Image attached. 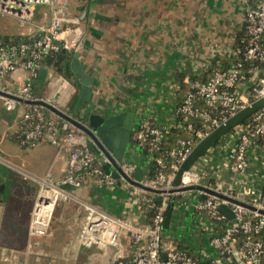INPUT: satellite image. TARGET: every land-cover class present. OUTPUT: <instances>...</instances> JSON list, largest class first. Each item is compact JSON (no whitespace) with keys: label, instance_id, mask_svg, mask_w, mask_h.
Returning a JSON list of instances; mask_svg holds the SVG:
<instances>
[{"label":"built area","instance_id":"1","mask_svg":"<svg viewBox=\"0 0 264 264\" xmlns=\"http://www.w3.org/2000/svg\"><path fill=\"white\" fill-rule=\"evenodd\" d=\"M39 4L50 6L49 22L37 24L36 31L23 38H7L0 34V90L22 100L5 94H0V98L4 109H20L14 131L17 140L24 146L38 141L56 145L67 154V170L60 178L50 173L42 178L29 175L38 182L39 189L28 243L23 251L13 250L2 259L7 264H38L43 253L36 250L35 241L52 231L59 199L75 196L65 185L79 187L95 176L96 183L108 190L130 187L133 202H142L153 209L151 221L137 224L129 216H119L94 203L84 202L88 212L78 235L79 244L113 249V264H264V214L259 211L264 209V179H202L203 168L200 171L191 168L185 173L190 179H185L184 175L180 184H173L176 170L197 143V138L200 140L238 110L264 97V0L248 2L240 42L228 60L230 65L217 69L208 80L187 78L188 88L174 108L171 122L163 124L151 114L139 118L136 147L155 164V171L138 183L125 177L133 178L137 168L134 160L119 161L121 176H113L98 162L84 132L72 130L60 116L36 102L46 100L72 114L68 111V83L60 73L53 70L51 80L52 88L61 91L57 97L38 92L32 81L39 76L41 67H52L50 58L56 53L63 49L71 55L79 52L85 36L82 21L72 24L56 7L55 0H0V15L14 17L21 25H26L32 23ZM20 68L25 70V81L13 90L8 79ZM82 116L77 117L81 119ZM193 117L202 120L201 126L194 127ZM176 126L187 127L189 134L178 138L177 146L167 153L155 155L162 149L165 132ZM233 129L235 131L227 133L232 141L228 139L229 157L225 164L233 173L246 174L255 160H264V152L255 150L257 144L264 147V105ZM167 158H172L173 162ZM168 167L173 171L167 173ZM193 184L245 201L256 209L207 190L179 189ZM156 196L162 199L157 200ZM222 203L232 209L236 221L222 213ZM170 207L172 211L181 207L204 214L200 220L202 227L199 226L214 251L212 254L195 253L187 244L179 243L175 236H165L163 224ZM124 233L129 239V249L124 243ZM235 251L244 263L238 261ZM30 255L33 263L29 262ZM47 263L51 264L52 260L48 259Z\"/></svg>","mask_w":264,"mask_h":264},{"label":"crops","instance_id":"2","mask_svg":"<svg viewBox=\"0 0 264 264\" xmlns=\"http://www.w3.org/2000/svg\"><path fill=\"white\" fill-rule=\"evenodd\" d=\"M248 2L55 0L56 7L69 17L72 24L82 21L85 25L80 60L93 80L89 100L82 105L77 116L91 111L105 116L134 113L132 138L122 160H134L143 177L150 175L153 165L147 155L137 149V138H133L139 118L151 114L163 124L171 122L170 116L183 96L179 92L182 82L188 86L190 75H199L214 65L224 64L233 55L237 36L243 30ZM50 18V6L39 4L32 23L20 24L17 32L0 34L7 38L27 37L36 31L37 24L47 23ZM48 69L46 84L36 87L44 95L57 97L61 91L52 88L54 71ZM71 72L69 78L61 74L64 82L68 83V105L80 92V78L72 69ZM178 73L185 74L183 80L179 79ZM8 80L9 87L18 89L25 81V70H16ZM19 114L20 109L19 112L6 110L1 103L0 264H7L2 259L3 255L13 250L23 251L28 243L32 210L39 189L38 182L29 175L42 178L50 173L60 178L67 170V154L56 145L38 141L24 146L17 140L14 131ZM230 138L225 134L197 160L192 169L200 171L203 168L202 179H264V160H255L246 174L229 171L225 162L229 157ZM255 150L261 153L264 147L257 144ZM186 177L191 178L188 173ZM88 179L79 187L65 185L75 196L59 199L52 231L35 241L36 250L43 253L38 264H48V259L52 260L51 264L115 262L113 249L79 244L78 235L88 212L84 205L86 201L113 214L129 216L137 224L149 221L147 205L132 201L130 187L108 190L96 183L95 176ZM238 183L241 184V180ZM203 215L181 207L174 208L165 236H175L179 243L187 244L195 253L212 254L214 251L200 225ZM123 237L129 249V239L125 233ZM28 259L30 263L34 262L32 255Z\"/></svg>","mask_w":264,"mask_h":264},{"label":"water","instance_id":"3","mask_svg":"<svg viewBox=\"0 0 264 264\" xmlns=\"http://www.w3.org/2000/svg\"><path fill=\"white\" fill-rule=\"evenodd\" d=\"M65 52V49H63ZM71 69L73 73L80 78V92L76 103V112H79L82 105L85 104L90 97L92 91V80L93 77L88 74L81 63L80 53L76 52L71 60ZM48 79V67L43 66L40 69L39 76L32 81L37 87H42L46 84ZM0 94L10 95L16 97L15 94L8 93L0 90ZM36 102L43 104L48 109L60 116L64 121L70 124L72 130H81L87 137V143L89 148H91L98 159V162L102 167L115 177H120L121 172L119 161H122L125 151L127 149L128 143L132 138L133 128V117L134 113L122 112L117 114H111L109 116L102 115L96 112L83 113L82 118H78L77 114H69L55 104L46 100H37ZM264 105V97L255 100L254 102L248 104L247 106L241 108L236 113L231 115L226 121L220 123L213 129L209 131L207 135L202 137L192 148L188 156L179 165L173 177V184L178 185L183 179L185 173L192 168V166L197 162V160L203 156L206 151L211 147L216 145L218 140H220L225 134H227L236 125L245 121L252 112ZM82 114V113H81ZM133 138H137V133L133 134ZM126 179L133 183H138V180L143 177L141 168H137L134 174V178L125 175ZM203 189L210 191L221 198L231 199L233 201L239 202L249 208L256 209L252 204L245 201L230 197L224 193L208 189L202 185H184L179 187V189ZM157 200H161V196L155 197ZM220 209L223 214L236 221L235 214L232 209L226 204L222 203ZM261 213L264 214V209H259ZM172 216V207L167 211V215L163 224V229L165 232L169 230L170 222ZM235 257L238 261L244 263V260L238 255V252H234Z\"/></svg>","mask_w":264,"mask_h":264},{"label":"trees","instance_id":"4","mask_svg":"<svg viewBox=\"0 0 264 264\" xmlns=\"http://www.w3.org/2000/svg\"><path fill=\"white\" fill-rule=\"evenodd\" d=\"M248 1H251V0H248ZM241 33H239L237 36V40H236L237 44H239V42H240L239 39H240ZM71 60H72V55L70 53L60 51V52L56 53L53 57L50 58V64L52 65L51 68L53 70L57 71L58 73L69 78L72 76V72L70 69ZM229 65H230V63L227 61L224 64L214 65L199 75L198 74L190 75V77L198 78V79H202V80H208L217 69L227 68ZM184 75H185L184 73H180V74L178 73L179 79L183 80ZM34 88L39 92V88H37L36 86ZM187 88H188L187 84H185L183 81L182 87L179 89V92H181V94H184L186 92ZM78 97H79V94H76L75 97L70 101V103L68 105V108H69L68 111L72 114L78 113V112H76V103H77ZM191 121L194 123V127H199L202 124V120L200 118H194L193 117V118H191ZM64 122H66V121H64ZM66 123H68V122H66ZM232 129L230 130V132L232 131ZM189 132H190V130L187 127H183V126L182 127L176 126V127H171L170 129H168L164 135L162 149L160 151L155 152V155H163V154L167 153V151L176 147L178 138L186 137L189 134ZM196 140H197V142L199 141L198 138ZM167 159H168V161L170 160V162H173L172 158H167ZM152 165L153 166H151V169H150L151 174H153V172L155 171V166H154L155 164H153V162H152ZM172 171H173V169L171 167H168L166 169L167 173H170ZM146 210H147L149 221H151V219L153 217V209L147 206Z\"/></svg>","mask_w":264,"mask_h":264},{"label":"rangeland","instance_id":"5","mask_svg":"<svg viewBox=\"0 0 264 264\" xmlns=\"http://www.w3.org/2000/svg\"><path fill=\"white\" fill-rule=\"evenodd\" d=\"M20 28H21L20 23L16 18L8 16V15H0V32L1 33L17 32L20 30ZM51 74H52V71H51ZM1 103H2V100L0 99V107H1ZM15 111L19 112V109ZM232 131H235V130L232 129Z\"/></svg>","mask_w":264,"mask_h":264},{"label":"bare ground","instance_id":"6","mask_svg":"<svg viewBox=\"0 0 264 264\" xmlns=\"http://www.w3.org/2000/svg\"><path fill=\"white\" fill-rule=\"evenodd\" d=\"M187 179H190V177L188 178V177H186Z\"/></svg>","mask_w":264,"mask_h":264}]
</instances>
